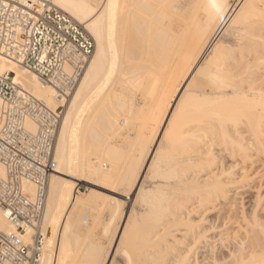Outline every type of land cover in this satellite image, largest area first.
Segmentation results:
<instances>
[{"label":"bare ground","instance_id":"1","mask_svg":"<svg viewBox=\"0 0 264 264\" xmlns=\"http://www.w3.org/2000/svg\"><path fill=\"white\" fill-rule=\"evenodd\" d=\"M43 1L52 3L79 23L80 20L73 15V11L83 18L88 9L61 8L59 5L61 3L93 5L100 2V0ZM119 2L121 5L128 4L135 7H129L118 19L115 38L112 42L108 39V22L107 20L103 22L101 26L103 55L91 73L89 68L92 67V60H88L76 89L59 97L58 102L53 96L55 89L50 84L43 82L33 71L29 70L30 75H26L21 68L20 85L48 107L49 101H52V110H57L61 114L54 148L55 159L56 150L59 147L61 157L71 161L73 169L78 168L81 174L103 170L105 165L113 171L122 169L125 162L138 152L145 131L153 126L161 98L171 92L172 85L189 66V61L197 54H204L202 51L198 53V49L207 48V44L213 38L219 40L225 36V33L219 31L222 23L219 21L213 24V31H207L208 18L214 15V10L210 7L211 0H119ZM245 2L255 5L254 9L245 10L252 13H258L264 6V0H245ZM228 3L232 4L235 12L241 11L232 0H228ZM174 4H180L182 7L177 10L171 7ZM189 4H195L198 7L188 8ZM235 19L233 12L225 15L224 26L232 25L233 29L232 35L227 36L224 42L232 44L233 67L239 73L245 72L251 63L253 71L247 77V87L243 89V92L251 91V95L245 97L241 94L236 98L214 97L206 103H201L199 98H193L188 104L187 118L180 122V127L192 123L189 129L191 135L175 148L172 155L165 156L163 172L168 179L157 186L158 192L148 196L149 215L141 216L139 220V251L134 254L138 255L144 264L165 260L168 262L169 254L171 255L176 236H178L173 233L175 229L173 227L185 224L187 229H190L192 225H196V222L192 223L189 219L186 221L181 216L182 212L186 211L185 208L189 210L187 206L190 202L193 201V205L199 202L201 206H207L216 199L225 198L224 187L237 180L232 178V175L224 176V172L230 168L221 166L220 170L219 168L217 170L215 166L208 165L207 153L199 147V141L203 135L214 136L219 141L222 136L220 124L223 121L230 131L234 130L237 124L240 126V137H234V139L237 145L243 146V151L238 146L235 149V155H242L247 159L250 149H260L264 146V105H261L260 99L261 93L264 92V70L258 63L264 57V27L261 26L259 19L253 20L251 24H244L243 20L234 24ZM83 26L87 29L85 25ZM87 31L95 40V49L91 56L95 57L96 36L88 29ZM236 33L240 34L239 41H237ZM113 45L119 52V59L114 75L109 77ZM130 60L134 61L132 67L137 71L141 82L139 90L144 87L134 114H131L125 99L123 79L130 66ZM6 61L19 66V63L13 59L2 58L0 68L9 66L5 63ZM13 77L15 79V74ZM207 94L211 95L210 89ZM73 100L76 101L75 105ZM65 118L68 119L67 126ZM30 122V130L35 131L36 124L33 121ZM245 133L249 136H245ZM229 147H231V141ZM248 177L246 173L242 174L237 180L238 186L241 183L239 181L244 183L243 181H246ZM77 179L81 178L71 177L69 172H61L58 169L50 176L43 215L46 240L40 264H84L88 258L89 249L93 243L90 240L92 233L89 230L87 234H81L79 228L82 216L74 213L73 210L75 207L83 209L86 206H92L96 197L85 196L86 193L77 190ZM61 181H70L75 186L66 189ZM26 189L30 194L35 192L33 184H27ZM232 203H229L228 207H226L227 203L226 206L224 205L228 211ZM0 209H3L1 204ZM86 216L85 213L83 217L86 219ZM11 228V222L0 219V231L7 232ZM251 231L254 234V230ZM256 232L257 235L258 229ZM33 233L32 229L30 242H32ZM252 238L248 239L249 243ZM61 247L64 249L63 256H61ZM261 254H251V257L259 261ZM174 258L175 260L179 258L177 253Z\"/></svg>","mask_w":264,"mask_h":264},{"label":"snow or ice","instance_id":"2","mask_svg":"<svg viewBox=\"0 0 264 264\" xmlns=\"http://www.w3.org/2000/svg\"><path fill=\"white\" fill-rule=\"evenodd\" d=\"M25 2L26 0H21V3ZM232 2L236 4L237 8L241 9L240 12H235L228 0H211L210 7L214 10V15L208 18L207 31H213V24L219 21L222 22L219 31L225 33V36L219 40L213 38L207 44V48L198 49V53L202 51L204 54H197L189 61V66L185 68L184 72L172 85L171 92L161 98L158 115L153 126L150 130L145 131L139 144L138 152L125 162L122 169L113 171L105 165L103 170L81 174L78 168L73 169L71 161L61 157L59 147H57L56 159L50 162L59 171L69 172L71 177H80L82 180L90 181L93 191L86 193L85 196L100 198L110 206L113 213L102 234L94 238L89 249L88 258L84 264H144L143 260L134 254L139 251V220L141 216L149 215L148 196L151 193L158 192L159 188L157 186L168 179L163 172L165 156L172 155L175 148L191 135L189 129L192 127V123H187L182 128L180 127V122L187 118L188 104L193 98H199L201 103H206L213 100L214 97L236 98L241 94L245 97L251 95V91L243 92V89L247 87V77L253 71V67L249 63L248 69L243 73H239L233 67L234 61L231 55L234 49L231 43L224 42L227 36L232 35L233 26H224L226 24L225 15L228 12H233L236 18L234 24L239 20H243L244 24H251L253 20L259 19L261 26L264 27V6L261 7L258 13H252L245 10L254 9L255 5L246 3L245 0H239V2L232 0ZM0 7L4 9L5 13L9 9L12 12L19 11L15 4L12 3V0H0ZM28 7H35L38 12L41 11L39 6L34 4H28ZM59 7L88 9L87 14L83 18L76 11H73V15L96 36V56L91 57L83 53L79 40L65 38L62 49L53 48L51 50L46 43L43 47H40V42H37L38 47L34 52L31 49L32 41H27L29 57L33 54L35 55L33 63L37 65L41 72H47L48 75L54 76L56 79L61 76L68 78L71 75H75V67L79 66L81 58L92 60V67L89 68L91 73L103 55L101 51V26L103 22L105 20L108 22V39L112 42L115 38L118 19L129 7L135 6L121 5L119 0H107V2L100 0L99 3L93 5H67L61 3ZM171 7L179 10L182 5L174 4ZM187 7L196 8L198 5L189 4ZM24 15L27 17L28 14L24 13ZM32 19L36 18L33 17ZM16 31L19 32V29H16ZM69 31L73 30L70 28ZM76 34L79 36V32ZM239 36L240 34L236 33L237 41H239ZM213 45L215 46L213 47ZM53 52H55V56ZM27 59L28 57L25 56V52L22 49L19 53V66L11 63V61H6L5 63L9 66L0 68V78H2L3 84L11 91V96L8 95V92H0V97H3L0 99V109H3L5 114V123L0 125V132L5 133L3 140L8 145L9 151L16 152V158H21L25 151H35V145L30 144L32 139L29 135L31 122L21 112L18 125L9 124L7 121L8 110L4 108L5 100L12 104L13 114L18 109L23 108L24 91L17 92L15 89L21 84V68H23L26 75H30L29 69L32 65L26 66ZM118 59L119 52L115 50L113 45L112 68L109 70V77L114 75ZM258 63L260 68L264 70V57ZM132 65H134V61L130 60V66L127 68V74L123 79L125 82V99L131 109V114H134L140 101L139 89L141 82L138 79L137 71ZM53 68L55 72H53ZM6 72L9 75H5ZM13 72L15 79L11 75ZM209 89L211 90V95L207 94ZM53 96L58 102L59 93L54 91ZM77 96H79V93H77ZM17 98L21 100L20 105L14 102ZM260 99L261 105H264V92L261 93ZM73 104H76L75 100H73ZM49 109L51 114L52 101H49ZM171 109L175 110L172 111ZM65 125H68L67 118H65ZM220 128L222 136L219 141L214 136L203 135L199 141V147L203 152L207 153L208 165L219 167L224 162V166L227 168L226 157L231 155L232 159L235 160V149L238 146L243 151V146L237 145L236 139H234V137H240V126L237 124L236 128L230 131L222 121ZM12 133L16 134L15 148H13L12 140L9 136ZM230 141L231 147H229ZM157 144L159 145L158 147L156 146ZM218 147L226 151H215ZM44 155L42 151L37 152L33 166L36 163L44 164L45 161L42 158ZM231 175L232 169L224 172L225 177ZM10 176H14V174L8 170L0 171V183H3L4 186L2 198L4 207L7 209L6 211L0 209V219L12 221V228L7 231L4 237L5 242H8V236H11V246L21 248L30 244L29 237L32 229L26 222L22 226L25 232L23 236L19 232L14 231L20 225L19 221L13 219V206L7 203L8 200L12 199L8 192ZM53 179L55 182V177ZM11 183L14 184L15 179ZM61 183L64 184L66 189L75 186L70 181H61ZM261 183V196L257 203L249 204L247 201L241 203L240 196L244 189L240 188L235 192L236 199L231 204L227 219L216 220L211 225L207 221L202 220L199 225H192L187 232L183 233L181 238L176 239L173 251L178 254L179 258L174 260L172 264H264V253L261 254L259 261L254 257L245 259L249 251V242L245 236L247 228L243 227L250 220L256 219L260 214V210L264 209V179H262ZM96 186H100L105 191H110V194L105 195L104 191H95ZM230 187L234 186L227 185L223 189L226 193V200L231 198V194L228 193V188ZM77 202L79 203V200ZM128 209L131 210L130 214L127 211ZM23 211V208H20L15 210V214L20 215ZM233 213L240 217L239 222L236 223L235 232L231 231L229 223ZM205 215L207 214L205 213ZM189 216L192 218L191 213ZM125 219L127 220V225L123 223ZM226 231L227 235L225 234ZM177 235L180 234L178 233ZM63 255L64 249L61 247V256ZM9 256L10 253L6 249L5 258L0 259V264H28L23 257L20 259H9ZM153 264H168V262L166 260L154 261Z\"/></svg>","mask_w":264,"mask_h":264},{"label":"built area","instance_id":"3","mask_svg":"<svg viewBox=\"0 0 264 264\" xmlns=\"http://www.w3.org/2000/svg\"><path fill=\"white\" fill-rule=\"evenodd\" d=\"M12 3L18 8V12H12L9 9L5 13L4 9L0 7V59H13L19 62V53L23 49L25 56L28 57L26 66L32 65L29 69L30 71L35 72L43 82L50 84L59 93V97L69 94L78 84L89 59L81 58L79 66L75 67V75H71L68 78L61 76L56 79L54 76L48 75L47 72H41L37 65L33 63L35 55L33 54L29 57L27 41H32L31 49L34 52L38 47L37 42H40V47H43L46 43L51 50L53 48L62 49L65 38L79 40L83 53L92 56L95 49L93 36L79 22L50 2L26 0L25 3H21V0H12ZM28 4L39 6L41 11L38 12L35 7L29 8ZM24 13L28 14L27 17ZM33 17L36 19H32ZM70 28L73 31L70 32ZM16 29H19V32ZM77 32H79V36H77ZM53 55L55 56V52H53ZM53 72H55L54 68ZM13 74L14 72L11 73L14 79ZM5 75H9V73L6 72ZM21 90L24 91L23 108L18 109L13 114L12 104L8 103L7 100L4 102V108L8 110L7 121L9 124L18 125L21 112H23V116L28 121H33L36 124V130L29 131V135L32 137L30 144L35 145V151H25L21 158H16V152L9 151L8 145L3 140L5 133L0 132V171L8 170L14 174V176L9 177L8 192L12 199L8 200L7 203L13 206V219L19 221L20 227H16L15 231L23 236L25 232L22 226L27 222L34 233L32 242L29 245L14 248L11 246V236H8V242H5L4 237L7 232L0 231V259L5 258L7 249L10 253L9 259H20L23 257L28 264H40L42 249L46 240V233L43 228V215L48 185L51 174L56 172L57 169L50 161H55L54 148L61 114L59 111L52 109L50 114L49 107L21 85L15 89L17 92ZM0 92H8V95L11 96V91L3 84L2 78H0ZM0 98L2 99L3 97ZM14 102L17 105L21 104L19 98ZM4 123L5 114L2 109L0 125ZM9 136L12 140V146L15 148L16 134L12 133ZM41 151L45 154L42 157L45 163H36L33 166L37 152ZM13 179H15L14 184L11 183ZM27 184L35 186L33 194L27 191ZM3 191V183H0V204L6 211L2 198ZM20 208H23L24 211L20 215H16L15 210ZM9 222L12 223V221Z\"/></svg>","mask_w":264,"mask_h":264},{"label":"rangeland","instance_id":"4","mask_svg":"<svg viewBox=\"0 0 264 264\" xmlns=\"http://www.w3.org/2000/svg\"><path fill=\"white\" fill-rule=\"evenodd\" d=\"M143 88H142V90H143ZM142 90H139V97H141ZM245 134H246L245 136H249L248 133H245ZM263 142H264V139H263ZM263 147L260 148L261 150L256 149V148L250 149V155L251 156L250 155H249V157L247 156V159H246V157H243L242 155H238V154L235 155L236 156L235 160L232 159L231 155L226 157V163H227L226 169H228V168L232 169V176H231L232 178L239 180L241 178V175L245 174V173H246V175L249 176L246 181H243L244 183H242V181H239V182H241V183H239V186H238L237 180H236V182L230 184L234 187H230V189L228 191V193L231 194V198L229 200L228 199L226 200L225 198L221 197L219 200L216 199L215 202L213 201V203H211L212 205L210 203H208V205H207L208 207L206 205L201 206L199 202H198V204L196 203L195 205H193V201H192L187 206L189 208V210L187 208H185L186 211H183L182 212L183 215H181V216L184 217L186 221H187V219H189V221H191L192 223L196 222V225H198L202 220L207 221L210 225L214 224L216 220H225L228 218V212L230 211V210L228 211V208H225V206L227 205L226 207H228L229 203L235 202V199H236L235 192L237 190H239L240 188L244 189V191L241 193V196H240L241 203H243L244 201H247L249 204L257 203L258 199L261 196V187H262L261 181H262V179H264V148ZM215 151L220 152V151H226V150H222L218 147ZM243 158H245V159H243ZM221 166L223 168H225L224 162H222L219 165V167H216V169L218 170V168H219V170H220ZM63 176H65V175H63ZM76 181L78 182L77 183V190H81L83 193H90L91 191H93L90 181L82 180V179H80V180L77 179ZM95 189H98V190H96L97 192L104 191L105 195L110 194V191H105L100 186H96ZM195 202L196 201H194V203ZM220 202H222V203H220ZM213 205H215V206H213ZM197 206H199V208ZM127 211L130 214L131 210L128 209ZM73 212L79 213L80 216H82L80 218V228H79L81 234H87L88 231L90 230L92 233V235L90 234V240H92V241H93L92 238H95V237L102 234L103 230L108 225V223L111 219V216L113 214L110 206H108L103 200H101L98 197H96L92 206L91 205L86 206L83 209H78L75 207ZM184 212H186L185 213L186 215L184 214ZM85 213L87 214L86 219L83 217V215ZM190 213L192 214V218H190V216H189ZM205 213L207 215H205ZM122 214H123V212H122ZM239 219H240V217L236 213L232 214V219H231V221H229L232 232H235L236 223L239 222ZM125 222H126V219L123 221V223L125 224ZM254 224H255V226H254ZM184 225L185 224H182V226L179 225L182 228H184L186 226V228H184V229L180 228L179 226L173 227L176 229V230L175 229L173 230V233H175V234L179 233L180 234L178 236H176L174 234L176 236V239L181 238L183 233H185L189 230V229H187L188 228L187 225H185V226ZM248 225H250V226H248ZM248 225L243 226V227L247 228V232L245 233V236L249 240L252 237L253 238H252V241H250V243H249V251H248L247 255L245 256V259L250 258L252 255H259V254L263 253V251H264L263 250L264 249V244H263L264 243L263 242L264 241L263 240L264 239V235H263L264 234V209H261L260 214L256 217V219L250 220ZM255 228L258 229L257 235L255 234V233H257ZM248 230H250V231L254 230V234H252L253 231L248 232ZM225 234L226 235L228 234L227 231L225 232ZM249 235H251V237ZM256 237H259V238H256ZM261 238H263V239H261ZM260 239H261V242H260ZM249 240H248V242H249ZM258 240H259V242H258ZM258 243L260 245H258ZM254 245H256V246H254ZM261 245H262V247H261ZM255 247H256V249H255ZM168 252L171 253V251H168ZM168 252L166 253V255L169 254ZM254 252H256V253H254ZM172 253H174L175 255ZM172 253H171V255L169 254L170 257H168V259H169L168 264H172V262L175 260L174 257L176 256V252L172 251Z\"/></svg>","mask_w":264,"mask_h":264}]
</instances>
